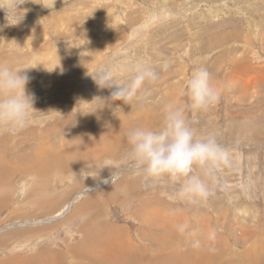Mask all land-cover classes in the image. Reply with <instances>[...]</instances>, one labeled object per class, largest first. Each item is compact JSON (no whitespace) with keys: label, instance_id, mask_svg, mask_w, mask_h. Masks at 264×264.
<instances>
[{"label":"rangeland","instance_id":"rangeland-1","mask_svg":"<svg viewBox=\"0 0 264 264\" xmlns=\"http://www.w3.org/2000/svg\"><path fill=\"white\" fill-rule=\"evenodd\" d=\"M16 2L0 0V63L27 73L36 110L23 128L0 127V163L22 160V174H0V240L13 237L0 264H124L120 250L128 264H264V0ZM137 62L160 78L130 104L94 79L110 69L126 84ZM197 67L221 92L207 110L185 93ZM167 104L229 152L211 173L195 169L206 200L176 198L178 184L126 159L127 133L159 128Z\"/></svg>","mask_w":264,"mask_h":264},{"label":"clouds","instance_id":"clouds-1","mask_svg":"<svg viewBox=\"0 0 264 264\" xmlns=\"http://www.w3.org/2000/svg\"><path fill=\"white\" fill-rule=\"evenodd\" d=\"M24 2L17 0L16 7ZM167 67L165 64L164 68ZM131 71L133 75L126 84L116 83L110 69L98 73L94 79L101 87L116 86L111 94L113 101L130 104L134 99H140L146 83H155L160 78L155 68L143 62H137ZM29 80L23 70L0 63V127L16 130L29 122L36 110L34 94L27 90ZM185 93L193 110H207L221 100L220 90L204 67L193 69ZM163 111L164 118L159 128L138 126L127 133L130 147L126 159L154 181L167 177L178 184L176 198L192 203L206 200L211 195L210 186L195 169L199 167L207 175L220 165L229 163V152L216 134H199L183 108L167 104ZM113 179L115 177L112 176Z\"/></svg>","mask_w":264,"mask_h":264},{"label":"bare ground","instance_id":"bare-ground-1","mask_svg":"<svg viewBox=\"0 0 264 264\" xmlns=\"http://www.w3.org/2000/svg\"><path fill=\"white\" fill-rule=\"evenodd\" d=\"M169 0H165V2H168ZM132 24V23H131ZM219 38V36L217 37V39ZM126 123V122H125ZM119 125V124H118ZM94 130V129H93ZM100 130V129H99ZM65 144V143H64ZM63 144V146H65ZM67 144V143H66ZM70 144V143H69ZM68 144V147L70 146ZM75 144V143H74ZM76 144H78V143H76ZM60 145V144H59ZM80 145V144H79ZM2 146H3V144H2ZM58 146V145H57ZM78 146V145H77ZM74 148V147H73ZM4 149V148H3ZM54 150V149H53ZM72 150V149H71ZM104 150V149H103ZM46 151V150H45ZM52 151V150H51ZM55 151V150H54ZM53 151V152H54ZM74 151H75V148H74ZM47 153H48V151H46ZM3 153H5L6 154V152H3ZM49 153H51V152H49ZM66 153V152H65ZM71 152L69 151V154H70ZM43 154V153H42ZM55 154L57 155L58 153H54V155L53 156H55ZM68 154V153H67ZM59 155V154H58ZM61 155V154H60ZM65 155V154H64ZM72 155V154H71ZM45 156V155H44ZM66 156V155H65ZM58 157V156H57ZM40 158H41V156H40ZM40 158L38 159V160H40ZM61 158L62 157H60V159L58 158V160L60 161V162H63V163H58V164H56L54 167H58V169H61L62 168V170H64V169H66L67 167L66 166H68L69 164H68V162L67 163H65V161H61ZM67 158V157H66ZM65 157H64V159H66ZM31 159V158H30ZM63 159V158H62ZM71 159V158H70ZM73 159V158H72ZM16 160V157L15 158H12V160H11V162H13L14 163V161ZM26 160V159H25ZM28 160V159H27ZM37 160V159H36ZM57 160V161H58ZM74 160V159H73ZM22 161V160H21ZM21 161H18V162H16L15 163V167L16 168H11V169H8V167L5 165V164H1L0 163V174H4V173H8V172H10V173H12V172H15V173H18V172H20L21 173V169H22V165H21V167L20 168H17V165L19 164V162H21ZM7 163H9V162H7ZM31 163V162H30ZM32 163L34 164L35 162H33L32 161ZM54 163V162H53ZM56 163V162H55ZM26 164V163H25ZM52 164V163H51ZM4 167H3V166ZM38 165V164H37ZM40 165V164H39ZM30 166H32V164L30 165ZM29 166V167H30ZM73 166H71V168H72ZM25 168V167H24ZM32 168V167H31ZM31 168H29L30 170H31ZM45 168V172H49L51 169H53V165H50L49 163L44 167ZM38 170H39V172H42L41 170H40V168H37ZM25 170V169H24ZM28 170V169H27ZM29 170V171H30ZM2 172V173H1ZM15 173L13 174V175H15ZM24 173V172H23ZM35 173V172H34ZM33 173V174H34ZM22 174V173H21ZM0 178H1V175H0ZM1 181H2V179H0ZM9 184V183H8ZM8 186V185H7ZM7 186L5 187V188H7ZM10 189V188H9ZM40 205V204H39ZM0 206H1V204H0ZM109 229V228H108ZM107 230V229H106ZM13 236H15L14 234H12ZM11 238H13V237H7V236H5L4 238H2L1 240H0V246H2V245H4V242H6V240H8V239H11ZM1 241H3V242H1ZM104 242V241H103ZM109 244V243H108ZM113 246V245H112ZM80 247V246H79ZM75 248H77L76 246H75ZM108 248V247H107ZM111 248V247H110ZM120 248V247H119ZM47 251H48V249H47ZM113 251V250H112ZM117 251H119V250H117ZM116 251V252H117ZM105 252V251H104ZM52 253V252H51ZM120 254L118 255V256H120L119 258L121 259V261L120 262H122V263H124V264H128V263H126V261L123 259V258H121L125 253H126V250L125 251H123V250H120V252H119ZM68 254V253H67ZM103 254V253H102ZM61 255H63V254H61ZM96 255H98V253H96ZM95 255V256H96ZM47 256H49V255H47ZM101 255H99V257H100ZM108 256H110V255H108ZM127 256V255H126ZM51 257V256H50ZM71 257H72V255H71ZM107 257V256H106ZM131 257V256H130ZM137 257V256H136ZM60 258V260H61V258L62 259H64V257H62V256H60L59 257ZM100 258H102V257H100ZM129 258V257H128ZM119 259V260H120ZM132 259V258H131ZM133 259H135V257L133 258ZM55 260V259H54ZM66 260V259H65ZM78 260H80V259H78ZM100 260V259H99ZM98 260V261H99ZM115 260V259H114ZM12 261V260H11ZM30 261V260H29ZM63 261V260H62ZM10 262V261H9ZM14 262V261H13ZM18 262V261H17ZM31 262H33V261H31ZM53 262V261H52ZM58 262V261H57ZM129 262V261H128ZM12 263V262H11ZM21 264H27L28 262L26 261V260H24V262H20ZM20 263H18V264H20ZM43 263V262H42ZM41 263V264H42ZM4 264H6V263H4ZM15 264H17V263H15ZM63 264V263H62ZM97 264V263H96Z\"/></svg>","mask_w":264,"mask_h":264},{"label":"crops","instance_id":"crops-1","mask_svg":"<svg viewBox=\"0 0 264 264\" xmlns=\"http://www.w3.org/2000/svg\"><path fill=\"white\" fill-rule=\"evenodd\" d=\"M23 262H24V260H22ZM21 261V262H22ZM29 261V260H28ZM37 262V263H36ZM17 263H20V262H17ZM34 264H39V261H38V259H35V262H34Z\"/></svg>","mask_w":264,"mask_h":264}]
</instances>
